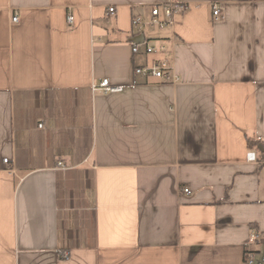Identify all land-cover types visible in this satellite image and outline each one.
I'll return each instance as SVG.
<instances>
[{"label":"crops","instance_id":"0c3cea01","mask_svg":"<svg viewBox=\"0 0 264 264\" xmlns=\"http://www.w3.org/2000/svg\"><path fill=\"white\" fill-rule=\"evenodd\" d=\"M162 1L0 0V264H264V0Z\"/></svg>","mask_w":264,"mask_h":264},{"label":"built area","instance_id":"2783aa9c","mask_svg":"<svg viewBox=\"0 0 264 264\" xmlns=\"http://www.w3.org/2000/svg\"><path fill=\"white\" fill-rule=\"evenodd\" d=\"M187 8L186 4L176 2L175 0H163L160 4L151 6L147 19H143L139 16L133 17L131 21V26L135 34L130 38L128 44L131 47V53L134 56H138L143 53L146 56L161 53L165 51L163 46H154L151 44L150 40L145 36V31L147 30H165L166 28H173L174 26V16L176 13L183 11ZM109 13L112 15L115 11L113 7L108 9ZM212 16L215 18L219 17V10L217 6H212ZM69 23H72V16L67 17ZM13 23L17 22V18L13 17L11 19ZM139 37L142 38L141 42L136 43L135 40ZM133 76L141 77L143 79H156L162 84L175 83L179 79L172 75V68L168 60H157L153 61L150 65H139L133 69ZM121 87L112 85L106 78H98V81L93 83L91 86V92H99L103 95H110V93H117L121 91ZM40 128L43 124L39 125ZM246 160L248 162L257 163L258 159L256 153L249 151L246 154ZM7 164V160L3 161ZM59 167H62L60 163H57ZM184 194H190L188 189L183 190ZM250 239L259 240L261 235L253 229H250ZM247 264H253V258L251 252L247 254Z\"/></svg>","mask_w":264,"mask_h":264},{"label":"trees","instance_id":"16d2710c","mask_svg":"<svg viewBox=\"0 0 264 264\" xmlns=\"http://www.w3.org/2000/svg\"><path fill=\"white\" fill-rule=\"evenodd\" d=\"M247 145L249 150L256 153L257 159L260 161V163H264V145L260 141L254 140L252 138H248ZM262 240L264 241V233Z\"/></svg>","mask_w":264,"mask_h":264},{"label":"water","instance_id":"95a60500","mask_svg":"<svg viewBox=\"0 0 264 264\" xmlns=\"http://www.w3.org/2000/svg\"><path fill=\"white\" fill-rule=\"evenodd\" d=\"M141 40H142V38L139 37L138 39L135 40V42L138 43V42H141Z\"/></svg>","mask_w":264,"mask_h":264}]
</instances>
